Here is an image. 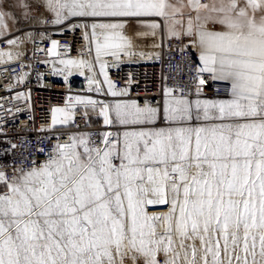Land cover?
Returning a JSON list of instances; mask_svg holds the SVG:
<instances>
[{"label":"snow or ice","instance_id":"1","mask_svg":"<svg viewBox=\"0 0 264 264\" xmlns=\"http://www.w3.org/2000/svg\"><path fill=\"white\" fill-rule=\"evenodd\" d=\"M46 7L57 25L159 17L171 38L188 37L185 48L198 51L197 95L204 74L228 82L229 95L189 100L166 89L162 113L147 101L79 96L54 108L41 131L74 123L77 104L99 108L105 126L124 130L57 136L42 162L11 175L0 167V264H264V0H47ZM81 26L91 28L97 60L113 50L132 54L123 23ZM57 48L53 40L48 53ZM59 63L68 75L91 71L84 60ZM104 76L112 96L127 94ZM161 119L169 127H142ZM159 205L168 211L149 212Z\"/></svg>","mask_w":264,"mask_h":264},{"label":"built area","instance_id":"2","mask_svg":"<svg viewBox=\"0 0 264 264\" xmlns=\"http://www.w3.org/2000/svg\"><path fill=\"white\" fill-rule=\"evenodd\" d=\"M52 21L50 16L40 14L37 21L0 37V51L11 54L8 59L0 57V167L7 165L4 170L9 175L13 167H28L33 159L37 163L45 160L57 136L64 142L74 133L95 135L108 131L91 124L88 116L78 108H75L74 123L41 131L51 124L53 106L74 103L77 96L96 98L108 104L117 101L109 95L104 73L115 86L114 90H127L126 95L116 98L135 100L141 107L146 101L153 107H160L166 89H175L174 96H180L182 90L188 99L227 98L229 95L230 84L213 81L208 74L202 77L206 83L201 85L202 92L197 95L199 57L193 48H185L189 41L187 37L163 36L159 53L152 56L135 51L106 56L101 75L91 48V28L75 27L90 26V18H70L60 25ZM53 40L58 43L56 56L48 53ZM65 56L86 61L91 65V71L86 65L74 76L60 77L56 62ZM89 78L98 81L99 85H90ZM97 86L101 88L99 93L95 91ZM41 148L43 153L38 151Z\"/></svg>","mask_w":264,"mask_h":264},{"label":"rangeland","instance_id":"3","mask_svg":"<svg viewBox=\"0 0 264 264\" xmlns=\"http://www.w3.org/2000/svg\"><path fill=\"white\" fill-rule=\"evenodd\" d=\"M46 2L47 0H0V12L2 13H8V14H14V19H21L23 23H26L27 20L31 19V13L33 11L39 12L40 14H46L48 16H50L53 20H54V13H52L47 7H46ZM170 2V1H169ZM177 0H173V3H176ZM24 5H27V7H24ZM27 14V15H26ZM0 17V21H1ZM91 22H119V23H123L124 27L123 29L119 30L121 31L124 35L130 37L133 39V47L131 49H127L126 51H135L137 53L140 54H148L149 56L152 55H156L159 53L160 51V47H161V43H162V37L165 36L164 33L161 31V27H162V19L159 17H141V18H90ZM158 22L161 24L160 28L157 29H151L150 27H147L146 25L150 24L151 22ZM29 25V24H27ZM100 30L97 29V32H99ZM155 32V35H152V32ZM137 33H148V35H141V36H137ZM2 36V34H0ZM188 39V37H187ZM93 45H94V53L96 55V42L93 40ZM116 51L117 54L120 53H125V51H120V50H113ZM0 53H5L4 56L2 58L4 59H8V53L6 52H2L0 51ZM111 54L108 55H101L100 59L97 60L96 58V62L97 65L99 67V70L101 72V64L103 62L104 57L106 56H110ZM116 55H112V56H116ZM68 59H72V60H79L78 58L75 57H61L58 60H68ZM59 61L56 63L57 66V73H59L60 75H63L65 72L69 71L68 69L64 68V65L60 64ZM60 66V67H58ZM62 66V67H61ZM60 69H64V71L61 73L59 70ZM72 74L70 76H74L76 74L79 73L77 68H72L71 69ZM102 74V72H101ZM109 95L111 97H113L114 99H117V101H112L110 104H114L116 102H123L122 100L116 98V96H112L110 93ZM84 98H90V97H84ZM96 98H94L93 100H95ZM196 99H215V98H205V97H196L193 99H189V100H196ZM165 100V99H164ZM96 101H100V100H96ZM163 105H164V101L162 103V105L158 108L161 109V113L163 112ZM55 108H65L67 107V105L65 106H54ZM76 108L81 109L84 113L87 112L88 113V118L91 124H96L97 126L100 127H104V129L106 128L108 131H123L124 129H116V128H108L107 126H105L103 124V118L99 115V108H97L95 111H93L90 107L89 108H85L83 105L77 104ZM161 121H163V119L157 121L154 125H144L142 127H147V128H161V127H169L168 124L161 123ZM206 123H212V122H205V121H193L191 123V126H201L203 124ZM175 126H180V125H173ZM183 126H189V125H183ZM151 210H161V214L166 213L168 211V206L167 205H159V206H154L152 208H150Z\"/></svg>","mask_w":264,"mask_h":264},{"label":"crops","instance_id":"4","mask_svg":"<svg viewBox=\"0 0 264 264\" xmlns=\"http://www.w3.org/2000/svg\"><path fill=\"white\" fill-rule=\"evenodd\" d=\"M169 1H170V3H173V0H169ZM206 2H210V0H206ZM185 12H187V9H185ZM30 16H31V19L27 20L26 23H23L21 19H17V18L14 19V14L3 13V18H1V21H0V34L4 35V34L16 32L18 29L22 28L23 26L30 24L34 21H37L38 18L40 17V13L33 11ZM209 28L211 29L212 25H209ZM161 31L164 33L165 36L170 37L168 34V31L164 27L163 23H162ZM188 40H189V38H188ZM188 44H189V41H188L187 45ZM93 47H94V45H93ZM189 48H192V47L189 46ZM193 49L197 51V49H195V48H193ZM197 53H198V51H197ZM58 67H60V66H58ZM54 108L55 107L53 106L51 109V116H52V110ZM93 125H96V124H93ZM56 127H61V126L58 125ZM150 208H152V207H150ZM150 208H149V212L151 214H161L160 213L161 210H151Z\"/></svg>","mask_w":264,"mask_h":264},{"label":"bare ground","instance_id":"5","mask_svg":"<svg viewBox=\"0 0 264 264\" xmlns=\"http://www.w3.org/2000/svg\"><path fill=\"white\" fill-rule=\"evenodd\" d=\"M91 41H92V46H91V48H93V51H94L93 40L91 39ZM56 63H57V62H56ZM56 67H57V66H56ZM97 69H98V72L101 74L98 65H97ZM101 75H102V74H101ZM59 76H60V77H68V76H70V75H68V71H67V72H65L63 75H60V74H59ZM83 97H84V96H83Z\"/></svg>","mask_w":264,"mask_h":264}]
</instances>
